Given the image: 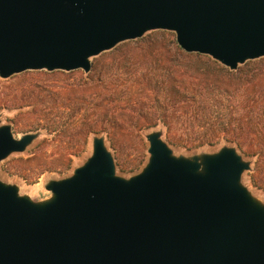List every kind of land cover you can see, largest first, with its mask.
Returning a JSON list of instances; mask_svg holds the SVG:
<instances>
[{
    "label": "water",
    "instance_id": "obj_1",
    "mask_svg": "<svg viewBox=\"0 0 264 264\" xmlns=\"http://www.w3.org/2000/svg\"><path fill=\"white\" fill-rule=\"evenodd\" d=\"M151 31L231 71L264 58V0H0V77L83 70ZM35 136L0 122V163ZM123 179L102 138L74 175L35 203L0 181V264H264V205L241 185L232 148L175 157L160 134Z\"/></svg>",
    "mask_w": 264,
    "mask_h": 264
},
{
    "label": "rangeland",
    "instance_id": "obj_2",
    "mask_svg": "<svg viewBox=\"0 0 264 264\" xmlns=\"http://www.w3.org/2000/svg\"><path fill=\"white\" fill-rule=\"evenodd\" d=\"M171 42H177L175 33L151 31L93 58L89 73L43 70L0 77L1 124L10 126L17 139L35 136L25 152L11 154L0 163V181L17 187L21 197L35 203L49 201L54 195L47 186L72 177L92 156L96 138H102L112 154L117 176L128 180L148 165L147 138L158 133L178 158L201 160L225 148L236 150L250 166L241 185L264 205V133L258 134L264 127V58L232 71H241L244 78L254 76L250 83L206 72L236 102L248 106L249 135L213 145L187 142L192 134H183L178 125L169 132L157 116L146 114L151 99L171 89L167 81L205 72L202 68H191L193 73L171 69ZM183 84L195 89L193 83ZM48 121L65 124L66 129L51 133L42 127Z\"/></svg>",
    "mask_w": 264,
    "mask_h": 264
},
{
    "label": "trees",
    "instance_id": "obj_3",
    "mask_svg": "<svg viewBox=\"0 0 264 264\" xmlns=\"http://www.w3.org/2000/svg\"><path fill=\"white\" fill-rule=\"evenodd\" d=\"M171 44V69L181 68L184 72L193 73L191 68H202L205 72L201 75L193 73L187 77H176L173 83L167 81L171 83V89L151 99L152 104L147 108L146 114L157 116L169 132L174 125H178L183 134H192L187 136V142L199 141L201 144L213 145L221 140L234 141L249 135L251 119L248 106L236 102L229 90L224 91L223 86L218 84L213 76H206V72L218 74L230 81L242 79L248 83L255 80L254 76L248 75L244 78L240 75L241 71L232 72L206 56L186 53L177 42ZM184 81L193 83L190 85H194L195 89H189L183 84ZM42 127L51 133L66 129L65 124L56 121H48ZM263 133L264 127L258 131L259 136H263Z\"/></svg>",
    "mask_w": 264,
    "mask_h": 264
}]
</instances>
